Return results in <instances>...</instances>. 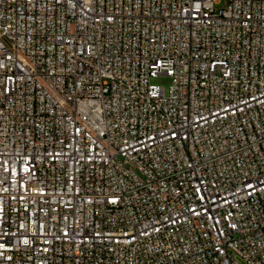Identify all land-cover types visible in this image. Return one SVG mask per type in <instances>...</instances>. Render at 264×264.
I'll return each instance as SVG.
<instances>
[{"label": "built area", "instance_id": "obj_1", "mask_svg": "<svg viewBox=\"0 0 264 264\" xmlns=\"http://www.w3.org/2000/svg\"><path fill=\"white\" fill-rule=\"evenodd\" d=\"M0 264H264V0H0Z\"/></svg>", "mask_w": 264, "mask_h": 264}, {"label": "rangeland", "instance_id": "obj_2", "mask_svg": "<svg viewBox=\"0 0 264 264\" xmlns=\"http://www.w3.org/2000/svg\"><path fill=\"white\" fill-rule=\"evenodd\" d=\"M224 6H225V2H222L221 5H218L216 7V9H222ZM153 84L158 85L168 90L169 87L171 86V79L166 76H160L157 79L153 80Z\"/></svg>", "mask_w": 264, "mask_h": 264}]
</instances>
